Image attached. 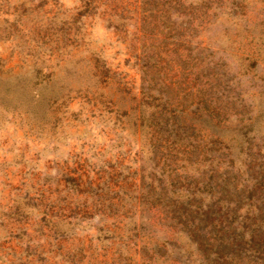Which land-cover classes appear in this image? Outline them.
Wrapping results in <instances>:
<instances>
[{"label": "rangeland", "instance_id": "rangeland-1", "mask_svg": "<svg viewBox=\"0 0 264 264\" xmlns=\"http://www.w3.org/2000/svg\"><path fill=\"white\" fill-rule=\"evenodd\" d=\"M106 3L98 0L97 9L75 19L82 0H0V77L23 80L40 68L61 97L43 119L24 103L0 98V264H70L65 252L76 247L81 248L77 264H95L93 257L111 243L107 251L113 253V242L103 234L95 238L101 233L95 228L101 225L99 216L83 217L91 197L76 193L63 179H94L104 169L119 174L129 192L136 184L133 173L148 171L144 160L154 156L150 135L136 127L133 110L142 74L135 58L133 8L124 4L130 20L115 29L102 14ZM242 5L243 15L220 16L199 33L202 44L211 46L209 59L228 104H221V123L200 121L207 134L229 136L242 118L254 157H264V0ZM153 40L147 43L157 50L161 42ZM101 67L107 74L97 81L94 71ZM151 69L149 76L157 77ZM169 77L162 71L157 81ZM148 92L170 93L165 88ZM172 101L179 105V98ZM56 228L66 234L61 242ZM167 234L179 241L178 231ZM131 256L136 261L138 253Z\"/></svg>", "mask_w": 264, "mask_h": 264}, {"label": "trees", "instance_id": "trees-1", "mask_svg": "<svg viewBox=\"0 0 264 264\" xmlns=\"http://www.w3.org/2000/svg\"><path fill=\"white\" fill-rule=\"evenodd\" d=\"M112 1L102 14L115 29L130 20L124 4L133 8L139 50L135 58L142 73L133 110L136 127L150 135L154 156L144 160L148 171L133 173L136 184L129 192L119 174L104 169L94 179H63L76 193L91 197L83 217L99 216L101 225L95 228L101 233L95 238L103 234L116 246L113 253L107 251L112 243L103 248L93 257L95 264H264V157H254L248 123L242 118L229 136L207 134L200 121L215 118L221 123L220 107L226 102L209 59L213 51L207 41L202 44L199 33L220 16L227 20L243 15L244 0ZM97 7L98 0H82L75 19ZM153 39L161 42L157 50L147 43ZM152 66L155 78L149 76ZM162 71L170 73L169 81H157ZM106 74L103 67L94 71L97 81ZM47 77L40 68L23 80L0 77V98L8 104L24 103L40 119L46 118L61 99ZM151 88L170 93L155 97L148 92ZM191 95L197 99L186 101ZM178 98L179 105L172 101ZM168 231H178L179 241ZM58 232L56 228L55 239L61 242L66 234ZM146 235L151 238L147 243ZM72 250L65 254L71 255L70 264H77L81 248ZM131 251L138 253L136 261Z\"/></svg>", "mask_w": 264, "mask_h": 264}]
</instances>
